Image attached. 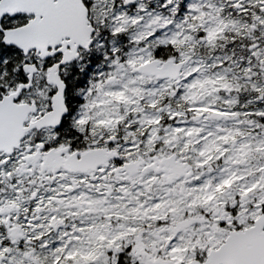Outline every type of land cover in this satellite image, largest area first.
Here are the masks:
<instances>
[{
  "label": "snow or ice",
  "instance_id": "snow-or-ice-1",
  "mask_svg": "<svg viewBox=\"0 0 264 264\" xmlns=\"http://www.w3.org/2000/svg\"><path fill=\"white\" fill-rule=\"evenodd\" d=\"M0 264H264V0H0Z\"/></svg>",
  "mask_w": 264,
  "mask_h": 264
}]
</instances>
